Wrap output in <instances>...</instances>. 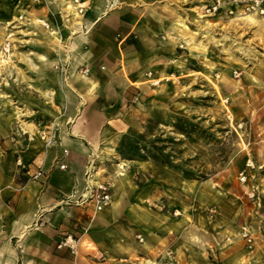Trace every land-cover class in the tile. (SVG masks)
<instances>
[{
	"label": "rangeland",
	"instance_id": "obj_1",
	"mask_svg": "<svg viewBox=\"0 0 264 264\" xmlns=\"http://www.w3.org/2000/svg\"><path fill=\"white\" fill-rule=\"evenodd\" d=\"M260 2L163 0L164 19L177 26L178 48L188 53L163 67L172 74L141 75L112 103L100 182L110 185L111 205L118 204L132 239L149 237L163 264H264ZM18 4L0 0V94L27 55L25 29L11 32L25 26L18 18L25 4Z\"/></svg>",
	"mask_w": 264,
	"mask_h": 264
},
{
	"label": "crops",
	"instance_id": "obj_2",
	"mask_svg": "<svg viewBox=\"0 0 264 264\" xmlns=\"http://www.w3.org/2000/svg\"><path fill=\"white\" fill-rule=\"evenodd\" d=\"M10 1L25 4V26L11 32L25 29L27 55L0 94V264H163L149 237L132 239L118 204L95 212L86 196L102 181L112 103L188 53L163 0ZM67 235L74 250L59 247Z\"/></svg>",
	"mask_w": 264,
	"mask_h": 264
},
{
	"label": "built area",
	"instance_id": "obj_3",
	"mask_svg": "<svg viewBox=\"0 0 264 264\" xmlns=\"http://www.w3.org/2000/svg\"><path fill=\"white\" fill-rule=\"evenodd\" d=\"M240 1H247L250 2L252 4V6L255 8L256 7H260L261 2L260 0H240ZM221 7L220 2L218 1L216 5L213 6V10L217 11L219 8ZM44 26L47 29H50V26L48 23H44ZM10 44H7V47H9ZM86 72H88L86 70ZM150 75H152L150 73ZM155 83H158V81H154ZM19 166L21 168H23L22 170H24L26 168L25 164L23 162H19ZM66 165L62 164L61 168H65ZM44 172L43 170H38L34 175H33V179H38L41 176H43ZM88 176L90 178H92V173L88 172ZM87 196V200H89V202L92 203L95 212H100L105 210L106 208H108L111 203H112V193H111V189H110V185L108 184V182H100V183H95L93 186H91L88 190V193L86 194ZM244 239L246 240L247 246L249 249H253L254 248V240H253V236L247 232L244 231L243 234ZM140 241H143V237L141 235L138 236ZM77 238H75L73 235H67L64 240L62 242H60L59 247L62 246H66L69 247L70 249L74 250L77 243H78Z\"/></svg>",
	"mask_w": 264,
	"mask_h": 264
},
{
	"label": "bare ground",
	"instance_id": "obj_4",
	"mask_svg": "<svg viewBox=\"0 0 264 264\" xmlns=\"http://www.w3.org/2000/svg\"><path fill=\"white\" fill-rule=\"evenodd\" d=\"M69 4H70V2H69Z\"/></svg>",
	"mask_w": 264,
	"mask_h": 264
}]
</instances>
